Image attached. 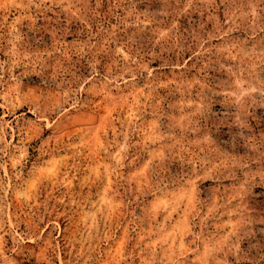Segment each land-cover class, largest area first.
<instances>
[{
	"label": "rangeland",
	"instance_id": "1",
	"mask_svg": "<svg viewBox=\"0 0 264 264\" xmlns=\"http://www.w3.org/2000/svg\"><path fill=\"white\" fill-rule=\"evenodd\" d=\"M0 264H264V0H0Z\"/></svg>",
	"mask_w": 264,
	"mask_h": 264
}]
</instances>
